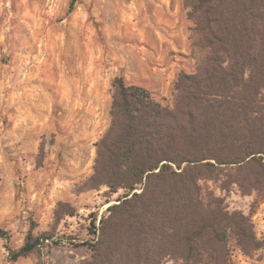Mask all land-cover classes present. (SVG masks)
<instances>
[{
    "label": "rangeland",
    "instance_id": "obj_1",
    "mask_svg": "<svg viewBox=\"0 0 264 264\" xmlns=\"http://www.w3.org/2000/svg\"><path fill=\"white\" fill-rule=\"evenodd\" d=\"M0 0V264H79L90 233L123 191L80 193L96 144L111 124L116 78L173 104L181 71L193 73L183 0ZM204 194L249 217L264 242V196L201 182ZM73 213V216H71ZM50 234L40 252L12 261L28 233ZM229 264H264L229 244ZM164 264H181L167 260Z\"/></svg>",
    "mask_w": 264,
    "mask_h": 264
},
{
    "label": "trees",
    "instance_id": "obj_2",
    "mask_svg": "<svg viewBox=\"0 0 264 264\" xmlns=\"http://www.w3.org/2000/svg\"><path fill=\"white\" fill-rule=\"evenodd\" d=\"M183 4L195 71L178 75L172 106L115 79L111 124L79 192L124 193L91 225L92 255L79 264H229L231 241L248 257L264 250L252 220L201 186L264 196V0ZM0 237L11 239L2 229ZM51 239L30 231L18 251L8 249L12 261Z\"/></svg>",
    "mask_w": 264,
    "mask_h": 264
}]
</instances>
